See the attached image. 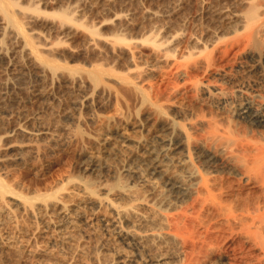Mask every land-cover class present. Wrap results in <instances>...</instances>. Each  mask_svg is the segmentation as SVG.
Masks as SVG:
<instances>
[{"label":"rangeland","instance_id":"374dc122","mask_svg":"<svg viewBox=\"0 0 264 264\" xmlns=\"http://www.w3.org/2000/svg\"><path fill=\"white\" fill-rule=\"evenodd\" d=\"M22 1H24V2L22 3L21 0H19V2H20L19 5L22 6L21 4H23V6H25V0H22ZM28 1H26L28 3V5L26 4L28 9H27V7H25L27 9L26 10L27 13L26 12L24 13V11H23V13L26 16H30V18L33 20L35 18V20L30 21V23L32 22L33 25L30 23L24 24L23 28L25 26L27 27V28L26 27L24 28V30H26L25 32L27 33L28 31L32 30V29H30L27 31V29L32 28V26H33V29H34V27H37L36 29H34V31H38L39 29H41V33H43V34H44L45 30L46 31L48 30L47 32H45L44 36H45V38H47L46 41L48 40V37H49L48 41H49V44H51V46H52V47L51 46H49V47L50 48L54 47L55 49H51V50L49 49L50 53H49V51L44 52L46 54L42 53V59L44 60L42 62L45 63V61L47 60V63H45V64L47 65L50 62L49 63L50 65H48V66H45V64L42 65L41 64L42 62H40V61H39L40 63L38 62V64H37V62H34L33 63L34 65H33L32 62L31 61L29 62V59L27 57H25V53L21 52L24 45H22L23 41L21 39H23V38L22 37L20 38V35L18 38V36H16L17 34L14 32V34H12L11 36L16 34L15 35L16 37L10 38L9 32L12 28L9 26H8V30H6L7 32L5 31L6 33L1 32V34H0V40H2L1 44L4 41L3 42L4 49H2L3 50L2 52H4V55H3V53H1L2 55L0 56V57H2V58H0V170H1L0 176L3 175L1 177L3 179V177H5V175H6L7 178L6 177L4 178L7 180L6 183H8L9 185L11 183L12 184L11 187L14 186L15 187V188L13 187L14 189H16V187H17L16 190L21 189L20 192L22 191L23 193H25V192L27 193V192H29V190L31 191L32 188L34 189L36 187H38V188L42 187L41 190H44L45 187H49V186H53V185L55 186L58 182L61 181V179L65 178L66 175H69V174L72 175L73 174L76 176L78 175L80 178H83L85 176L84 177L85 180L86 181L92 180L91 182H94L93 180H96L95 182H98L97 180L99 178H103L105 176L104 181L102 180L103 181L102 184H104L105 180H108L107 183L105 182V184H104V185L108 186V184L110 185V183H114L116 178L123 176L120 174V171L122 173L124 171V168H126L128 163H129V160H128L129 158L127 159V157L129 155H127V153L124 149L127 148L126 150H128L127 146H129L130 144H132L130 146H134L136 143L135 141H137V139L139 141V140H141V138H143L142 140H144L146 138L145 139L146 141H149V140L151 141L152 140L151 137H156L157 141H158V139H159L158 136H160L161 133L165 132L164 129H162V128L159 129V127H161V123H159V122H162V119H164V117L168 116L174 120V123L176 125H178V127L181 130H182L181 127L183 126L184 127L183 129L188 128L187 129L188 132L185 130L186 133L189 134V131L191 132L189 134V136H191L190 140H192L191 138H193V140L191 142L192 143L194 142L193 145L195 147L190 146V149L193 148L195 150L198 148L197 151L199 152V154H198V152L196 150L195 151L193 149L191 150V151H194L193 152L194 155L192 154L191 157L195 158V156H196V158L193 159V162H194L193 165L194 166H197L199 169L204 171V168L206 169L205 165L210 162V159L208 160L207 157L213 156V158H214L213 164H211V163H209V165L207 164L208 166H207L206 174L210 172V175L208 174L209 180H210V178L214 177V175L217 173L215 176L218 179L216 177H214V179H217L215 181L212 178L213 179L212 181L214 182V184L216 183L214 185L215 193L214 192L213 193L217 194L220 191L221 192L219 193L220 195L218 194V196H216V198L217 199L219 198V199L215 200V202H216L215 208L213 207L215 205V204L213 205L214 202L210 201V199H209L210 197H207L209 204L206 200L207 198H205L206 201L204 200V202L203 201L201 202L202 204H204V208H202L203 205L200 206L201 203L199 204V202H198L200 199L197 201V203L196 202L193 203V201H191L192 198L194 199V193H192V191L190 193L193 194V197L191 196L192 194L189 193L190 196L186 195V197L184 199H182V203L181 202L179 203L180 205L178 204V202L173 204L170 208L172 211H174L173 215H172L171 210H169V215L170 216L172 215V219H173V217L175 219L178 215H181V214H178V212H180V213L182 212L181 209L183 210V209L188 208V210H187L188 212L186 214V219H185L188 231L185 233L179 231V229H177V228L180 224H178V226L176 225V227H175V224H177V223H175V221L177 219L172 221V223L174 222L175 224L169 223L171 225H169L168 223H165L166 220L164 219L163 220L164 225L162 223L163 229H165V230L167 229L168 233L171 232L170 234L173 233V237H174V239H173L172 235H170L171 237L169 236V238H171L172 240L170 239L171 240L170 241V240L166 239L167 243L162 242V241H158L160 244L153 242V245H152L151 244L152 242L148 241L150 243V244L148 243L150 245V247L146 242L145 244H143V247L145 248L143 250L142 246H141L142 248L139 247L140 249L134 245H132V246H134L135 248L129 247L130 244L129 245L125 244L124 241H122L117 236H110V237L106 236L105 237L103 235L102 230L100 232L98 231V233L100 234L99 236H98V233L94 234L96 237L93 234H90L91 237L89 234H87V236L90 238L89 239L88 237H86V234L83 233L84 232L83 229H82L83 231H81L83 234L80 235L81 234V232H80L81 227H79L74 231V233H76L80 238L76 237V235H75V238H77L79 240L81 239L82 236H85L84 238H86V240L84 239V241L80 240L81 242H83V244L80 243L81 247L79 245H76L75 241H74V243L72 242V244H74V245H71L70 244L71 242L67 243V244H63V243L58 242L60 244V246H58L59 244L57 242H55L56 244L53 243L55 245H53V244L51 245V243L45 242L46 239H43L44 238L43 235L41 236V234L38 235V233H37L36 235H38V237L41 236V238H39V240H38V238H36L37 237L36 236L35 237L36 239L33 237L34 240H33V238H31V241L33 240V243H34V241H37V242L40 241L39 244L41 243L40 244L41 246L46 245L48 247V249L46 247L43 248L39 245V247L46 249V250H45V252L42 250L43 255H41V253L38 254L35 252V257L37 256L38 259H36L34 257H33L34 258L33 259L32 258V256H34V255H32L33 254V252H32L33 247L31 248L30 246H26L23 243V242H25L26 239H22V241L23 240L24 241L21 242V244H23V246H25V247L20 246L21 244H19L18 242H20L21 239L19 240L20 237L18 238L16 236L17 238L16 237L14 238L15 243L13 245V249L12 248L9 250L7 249L6 252L4 250H3L4 252H2L0 250V253L3 254V255L0 254V256H3V257H1V259L5 258V257L8 258L7 260H5L6 259L5 258L3 260L4 261L3 263L1 262L2 260L0 259V264H13V262L15 264L16 260H17L16 264L20 263V261H18L21 259V258H19L20 253L18 252V254H16L17 251L22 252V254L20 256V257H22L21 263L24 262L22 264H28L31 261H32V263H29V264H33L34 261H35L34 262V264H35V263H38L37 260L38 261L40 260L39 262H42V259L44 260L45 258H48V257H49V259H47V260H48V262L51 261L50 263H52V261L53 262L55 261V263L57 262L58 264H61V262H64L62 264H67L68 263L67 261H69V263L71 261L72 264H77V263L78 264H99L101 261V263L103 264V262L108 263L109 260H111L110 262L112 263L113 257L115 258L114 259V262H115V260L120 256V254L125 255L127 253L130 254L129 255L130 257L132 255H135V256H132L133 258L131 257L132 261L130 264H133V263L139 264V262H140V264H146V263L147 264H153V262L156 260H157L155 262L156 264L164 263V262H166L165 264H167V263L168 264H179V263L184 264L183 263L184 258H189L191 255H192L191 258L195 255L196 258L195 257H193V258H195L198 261L197 262L198 264L199 263L200 264H264V228L261 227L264 223V209H263L264 208V187L261 184L259 185L258 182H256L257 179L255 180V177L251 178V181L246 180L247 182L245 183V179L247 176L244 175V176H246L244 178L243 174H241L242 172H240V174L242 176L239 174V171H240L239 167H241V166L238 165V162H239L238 160L241 159V156H240L241 152L239 153L238 151L235 150V152L236 153L238 152L237 154H239V155H237L234 152V150L231 149L232 152H234V154H236V155H233V153L227 151L228 146L224 145V146H226V148H225L224 146H221L222 144H220V141L223 144H227L226 141H224L225 140L224 137L227 136L228 134H231V136H233V134L236 137L238 136L237 138L235 136L232 138V140H235V141H237V139H238V141H240V139H239L240 135L242 138V137H244L242 135L250 136V134H252L251 132H247V130L245 129L244 122L241 119L239 121V119L236 117V114L234 113L235 111L233 110V109H235L236 105L240 104L241 102L244 103L245 101L249 100V101H252V103L254 105L260 106L264 100V80H262V78H261V77H264V60L260 61L261 63L260 62L257 63L258 61H256V58L251 59L252 57L248 55V54H250L249 52L264 49V34L262 36H259V38L262 37L261 39L255 38L257 40L259 39L258 41H260L261 44L254 39L256 41L255 43L251 42V43H249L250 45L247 44V45H249L248 46L249 48L246 45V49L248 50V52H246L247 50L245 49L246 50V51H244L245 53L240 51V50L244 49V48L241 49V45H240L241 41L239 43L237 42V44L240 46H238V45L236 46L235 42H234V45L236 48L232 44L233 41H237L236 39L232 40L233 35L235 36L237 34V32H235L236 34H234V33H232V31L234 28L240 27L239 25H241V23L243 22L244 15L246 14L245 11H247L246 8L249 7V5H250L249 2H253V0H240V1L239 0H68V1L67 0H61V1L60 0L59 1H57V0H48V1L44 0V2L47 1L45 3L43 1L41 2V0H38V1L37 0H30V3L33 5H31ZM256 1H258V0H254V3ZM33 2L36 3L35 4L36 6H34ZM37 4H39L38 7H37ZM63 4H65V5H63ZM29 5L33 6V9H36L35 7H37L38 10L37 11L32 10V8H30L31 6H29ZM29 8L33 12H31L29 10ZM19 9H21V11L23 10L22 7ZM39 9L41 12L39 11ZM28 11L31 12V15H32V13H34V11L36 12V13H34L35 15L38 14V12H39L40 16H39V14L36 16H39L40 18H37L34 14H33L34 16L29 15ZM61 11L65 12V14L67 12V14L69 13V15L72 16V17H70L68 15V17L65 18V20L61 19V21H60L61 24L64 22V25L62 24V26H61V24L59 25L60 22H58V24H56L57 20L59 21L60 18H62L61 16L60 17L58 16V14L61 13ZM72 11H73V14H71ZM217 11H218V14H217ZM54 12H55V14L57 12V16L54 14ZM234 12H236V13H234ZM243 12H244V14H243ZM21 13L16 14V17H18V18H19V16H17V15L20 14V18L19 19L17 18L18 20H20L21 18H23L25 16L23 14L24 16L22 15L23 16L22 17ZM235 14L238 16H235ZM230 15H233V16L230 17ZM239 15H240V18H238ZM220 16L223 17L222 20H221ZM224 17H225V21H224ZM227 17H229V19ZM70 18H72V19H70ZM36 19H37V21H36ZM68 19H70V20L68 21ZM218 19L222 22H219ZM253 21L258 22L259 20L254 19ZM224 22H226V23L224 24ZM53 23H55V24H53ZM51 24L54 26L50 27L49 25H51ZM22 25H23V23H22ZM28 25L29 26L31 25V27H29ZM47 27H50V29H52V30H50L49 28L47 29ZM211 27H212L214 33L217 31L215 36L219 37V40H222V42H223L224 41L223 35H225L226 37H224V38H228V39L230 38L231 40L229 39L228 42L230 41V44L233 46L232 51L230 50L231 53L228 52L229 54L226 53L228 56L226 54H224V57H222L223 55H221V53L219 52L220 48H222L221 47L222 44H221V42L217 41V42H219V44H221L220 46H218L219 47L218 54H220L221 56H218V54H217V57H219V59L216 58V60L214 61L216 63V64L214 63V65H216V66L212 65V67H211L212 70L210 68H207L206 65L204 64L205 60H207L208 58L205 59V57L203 58L202 56H199L202 54L201 52H199V48H200V51H202V49L208 50V51H205V50H203V51L208 52V55H209V52L211 49L210 47L212 46L210 44V43H212L210 40H215L217 38L212 34L213 32H212ZM54 28H55V30H54ZM60 28L62 30H59ZM57 29H58V31L56 32ZM216 29H218V30H216ZM13 31L14 30L12 29L11 32H13ZM92 31H94L93 35H92ZM121 31H122V33H121ZM234 31H235V29H234ZM39 32H40V30H39ZM6 35H8L10 40L8 39V37L6 39ZM174 35H176V36H174ZM210 35H211V37H210ZM212 35L214 37H212ZM117 36L118 37L120 36L119 39L117 38ZM4 37H5L6 41L8 40L7 42L5 40H3ZM125 37L127 39H125ZM173 37H174V39H173ZM209 37H210V39H208ZM91 38H93V40ZM166 39H167V42H171V43H168L167 46L165 45L167 47V49H165V46H164V42H165V44H167L166 41H164ZM91 40H92V42H90ZM107 40L109 43L107 42ZM122 40L124 42H122ZM152 40L153 41L157 40V41L154 44V42H152ZM168 40H170V41H168ZM95 41H96V43H98L97 45H96ZM225 41H226V39H225ZM231 41H232V43H231ZM261 41H263V42H261ZM34 42L38 43L36 40ZM112 42L115 45H113ZM131 42H133V43H131ZM91 43L92 44L95 43L96 48H95V45L94 44L91 45ZM102 43H104V44H102ZM203 43H205L204 46L202 45ZM252 43L255 45H252ZM3 44L1 45V47L3 46ZM130 44L131 45L133 44L132 45L133 47ZM195 44H196V46H195ZM256 44L259 45V49L257 47L258 45H256ZM229 45H228V48L230 49L231 45L230 46ZM260 45H263L262 46L263 49ZM157 46H158V48H157ZM250 46L252 48V51L250 49ZM111 47L113 48V50ZM204 47H208V48H204ZM239 47H240V50H238ZM78 48H79V50H78ZM159 48H161L160 51H159ZM168 48H169V50H168ZM190 48L192 49L191 50L192 52H190ZM194 48L197 49L198 52L194 51L195 50ZM229 49H228V51H229ZM57 50H59V51H57ZM116 50H118V51H116ZM153 50H155V51H153ZM156 50H158L159 52H162V50H164L167 53L166 52L165 53H163V52L159 53ZM170 50H171V52H170ZM56 51L58 53H56ZM235 51H237V52H235ZM106 52H107V54H106ZM127 52H129V53H127ZM132 52H133V54H132ZM195 52H197L196 54L197 55L199 54L198 56L203 59V60H200L199 57H196V59L201 61V62H199L197 60L195 62V64H196L195 68L196 69L193 67L194 66V64H193L194 59L192 60V58H190L192 53L196 56ZM119 53H121V54H119ZM168 53L170 54V56H168V58H167L166 56L169 55ZM182 54L183 55L185 54L186 56L185 55L183 56ZM206 54L205 55L203 54V56H206ZM49 55L50 56L54 55L55 58L54 59L52 58L53 60L50 58L51 59L50 60ZM131 55L133 56V58ZM188 55L190 56L189 58H188ZM208 55L206 57H210ZM21 56H22V58H21ZM43 56H46V57L48 56V59L47 58L45 59ZM67 56H68V59L66 58ZM220 57L223 59H221ZM6 58H8V59H6ZM187 58L191 59L190 61H193V62L188 61ZM182 59L186 62H190L193 65L192 70H191V68L189 67V66H191L190 63L185 64V65H188L187 68L189 67V69L191 71L190 70H188L189 72L187 71V69L184 65V61ZM165 60L166 61L168 60V61L166 62ZM115 61H116V64L113 63ZM173 61H177V62L180 61L181 64L177 63V62H173ZM26 62H27V64H26ZM90 62H91V64H90ZM172 62L174 63V65ZM227 62H229V63H227ZM80 64H81V66H80ZM182 64L184 66H181ZM197 64H198L199 68L197 67ZM259 64H260V66L258 67ZM53 65L56 67H58V65L60 66V69L57 68V69H59V72H55V73H58L57 76L55 74L53 75V73H54L53 70L56 69V67H54ZM170 65H173V66L170 67ZM176 65L179 66L180 71L178 69H177L178 71L176 70V68H177V67H175ZM201 65H203V69H202ZM39 66H40V68H39ZM49 66L51 68H54V69L51 70ZM140 67H141V69H139ZM181 67L183 69H181ZM184 67H185V69H184ZM42 68L44 70L43 72L41 70ZM48 68H49V70L47 71ZM110 68H111V70H110ZM63 69H64V71H63ZM93 69H98V72L103 71L102 72L103 74L101 72H99L101 74L100 75L97 72H95L97 74V78L93 79L92 78L93 74H94L93 71H95ZM173 69H175V70H173ZM69 70H71V71H69ZM128 70L129 71L132 70V71L128 72ZM168 70H171V71H168ZM185 70H186V72H185ZM203 70L204 71L207 70L206 73ZM237 70H238V72H237ZM45 71H46V73H45ZM51 71H53V73ZM87 72L88 73L90 72V74L93 73L92 77H91V75L87 74ZM51 73L54 76V78H53L54 82L52 81V78H50ZM171 73H173V74H171ZM80 74H82V75H80ZM76 75L78 76V79L76 78L77 77ZM88 75L90 76V78L88 77ZM99 75L100 76L103 75L102 78ZM182 75L183 76L185 75V76L183 77ZM196 75L198 77H196ZM124 76L125 77L127 76L126 78L129 81L127 79H125ZM70 77H71V82H69ZM84 77H85V79H84ZM139 77H141L142 79ZM79 78H80V80H79ZM91 78L93 79V81H97V82L100 81V82L98 84H95L96 82H93L91 80ZM100 78H101V80H97ZM214 78H215V80H214ZM74 79H76L79 82H81V81L82 82L77 86V84L79 82L77 83ZM186 79H187V82H189L190 84L186 85L187 84ZM190 79H192V82L190 81ZM196 80H198L200 83V84H196L197 88L194 86L195 83L191 84ZM207 81L209 83H207ZM72 82H74L75 85ZM89 82H93V83H89ZM196 83H198V82H196ZM234 83H236V84H234ZM204 84L205 85L210 84L209 85V87H210L209 91L212 92V93H210V95L208 93L209 91H206V89L201 87ZM215 84H217V85H215ZM108 85H110V86H108ZM125 85L127 87H125ZM181 85H182V87H181ZM191 85L194 87L190 88ZM221 85H222V87H221ZM70 86H72V87H70ZM184 86H186V87H184ZM111 88H113L114 90ZM202 89H204V90H202ZM222 90H224V91H222ZM242 90L245 92H243ZM216 91L218 92V98L221 94V96H220L221 99L219 98L220 101H218L217 96H215ZM219 91H220V93H219ZM115 92H116V96H115ZM139 92L143 95H141ZM247 92L249 95L247 94ZM254 92H255V94H254ZM213 93H214V97H216L215 99L213 97ZM109 94H111L112 96ZM211 94H212V96H211ZM251 97H252V100H250ZM204 98H206V99H204ZM256 98L257 99L259 98V99L257 100ZM261 98H262V101H261ZM142 102H143V104H142ZM234 104H236V105H234ZM263 104H264V102H263ZM141 105H143V106H141ZM261 106L263 107V105H261ZM161 109H162V111H161ZM162 116H163V118H161ZM214 119H216V120H214ZM230 119H232V120H230ZM129 122H130V124H129ZM123 123H125V124H123ZM154 123H155V125H156V123H158L156 125V127H155ZM194 123H196V124H194ZM214 123L216 125H214ZM175 124L173 126V130L169 131L171 133V137L168 135V133H169L168 132L166 135H164V136H166L164 138H167L168 136H169V139L172 138L171 140H174V138H173L174 136H175V139L179 138V136H176L175 133H177V135H179V134L181 135V133H180L181 130L179 128H178L179 130L176 129L177 126ZM179 124L180 125L183 124V125L180 126ZM210 124H211V127L209 126ZM212 125H214L215 128ZM175 126H176V128H175ZM207 126H208V128H207ZM236 126L239 128H237ZM106 128H107V130H106ZM210 128H212V129H210ZM23 129L34 130V131L38 130V131H41L42 133H40L41 135L38 136L37 138L34 137L30 142L29 141L30 139L22 133ZM161 129H162V132H161ZM175 129L178 132H176ZM230 129L233 133L230 132ZM213 131H214V133H213ZM173 132H175V133H173ZM120 133L121 134L123 133L124 135H126L128 139L131 138L130 140H127V142H130V144L126 142V144H128L126 147L122 146L120 148V146L114 145L115 146V148H114L112 145L116 144V142L120 144V141L118 138H121L124 136L123 134H122V136H119V135H121ZM156 133L158 134V136H156L157 135ZM206 134H208V135H206ZM254 134H256V133H254ZM111 135H112V137H111ZM87 136H88V138H87ZM107 136H108L107 141L106 140L104 141L103 137H107ZM117 136H119V137L117 138ZM140 136H141V138H140ZM212 136L215 137L216 139H214ZM100 137H101V139H100ZM109 137L111 139L110 142H108ZM161 137H163V134H161ZM196 137H198V138H196ZM206 138H207V140L205 141ZM153 139L154 140H152V141H155V138H153ZM195 140L198 144L195 143ZM26 141L29 143L28 146H30L32 143H34V147L40 146L38 148V149H40L39 152H38V149L37 150L36 149L32 150L33 148L28 149V146H27L28 143L26 144ZM99 141L101 143H99ZM157 141H155V142H157ZM207 141H209V142L207 143ZM217 141H218V144H217ZM17 144H19L20 147L22 145L24 146L25 150H22V151L23 152L25 151V152L24 153L22 152V154L21 153L20 154L27 161L29 160L26 165H17V164L12 165V164H8V163L4 162V161H6L5 160L6 158H9L11 156V154L13 156V154L18 153L17 148H15V146L16 147L18 146ZM116 145H118V144H116ZM196 145H197V147H196ZM227 145H229V144H227ZM26 146H27V148H26ZM5 147H10V148L6 149ZM12 147H14V148H12ZM111 147L115 150L113 151L111 149ZM116 147H118L120 149H118ZM123 147H124V149H123ZM222 148L225 151L220 150ZM116 149H118V152ZM122 149L125 152H123ZM228 150H229V148H228ZM84 151L86 153V156H85ZM121 151L123 152V154L120 153ZM112 152H114V154H111ZM195 152L197 153L198 157H197ZM201 152L203 154H201ZM79 153H82L83 155L79 154ZM115 153L117 155L120 154L122 156L116 157ZM124 153H126L127 157ZM230 153L233 155V157L240 156V158L238 157L239 159L237 160L235 157L232 160L229 158V157H232V155L229 156ZM8 154H9V156H8ZM88 154H90V157L88 156ZM212 154H215V155H212ZM222 154L225 155L226 159H225V157H223L224 155H222ZM199 155H200V157H199ZM226 155H228V158ZM91 156H92V159H94V160L96 159V161L98 159H100V160H98V163H100L99 164V166H100V173H99L100 177L97 176L99 178H96L93 174H90L91 172L83 170V167L85 166V164L92 161ZM94 156H95V158H94ZM220 156H222V157H220ZM2 158H3V160H2ZM198 158H199V160H198ZM205 158L207 159V161H209L206 164H205V162H206ZM201 159H202V161H201ZM221 159H223V160H221ZM235 159L237 161L236 163L238 166H236L235 162L232 163V161H234ZM82 160H83V162H82ZM85 160H86V162H85ZM88 160H90V161H88ZM195 160H197L198 162L195 163ZM99 161H101V162H99ZM203 161H205V162L203 163ZM225 161L230 162L229 165H228V162L226 163ZM211 162H212V160H211ZM104 163L106 164V166ZM126 163H127V165H126ZM200 163L203 165L202 166L203 168H201V166L199 165ZM233 164H235V166ZM6 165H8V166H6ZM101 165H102V167H101ZM113 165L116 169H117V167H119L118 170H115V172H117V173L114 172L117 176L115 174L113 175L114 169H111V167L114 168ZM108 166L110 167V169L108 168ZM103 168H105V170ZM121 168L123 169V171ZM173 168L176 169V165H174L172 167V170H173ZM237 168H239V169H237ZM14 170L16 171L15 173H14ZM106 170L109 172H107ZM110 170H112V171H110ZM10 171H13V173ZM211 171L213 172L214 175L211 174ZM228 171H230L231 173ZM6 172H8L10 175L6 174ZM17 172H20V174L22 176L20 179L14 177L15 176L14 174H18ZM101 173H104L105 175H102ZM11 174H12V176H11ZM89 174H90V176H89ZM122 174H124V172ZM221 174H222V177L220 176ZM237 174H239V175H237ZM211 175H213V176L211 177ZM235 175H237V176H235ZM112 176L113 177L115 176L116 178L114 177L115 179L113 180ZM86 177H89V179L87 180ZM90 177L91 178L93 177L94 179L93 178L90 179ZM124 177H120L121 178L120 180L124 181ZM240 177H243L244 179L240 178ZM75 178H78V177H75ZM221 178H223V179L221 180ZM238 179L240 180L239 181L240 183L238 182ZM241 179H242V181H241ZM196 180H197V178L194 179V181H196ZM218 180L220 182H218ZM99 181H101V180L99 179ZM109 181H110V183H109ZM217 189H218V191H217ZM201 200H202V198H201ZM190 201H191V203H190ZM210 202H212L213 206L210 204ZM205 203L207 204V206ZM229 203H231V204H229ZM245 203H246V205H245ZM176 204H178V205H176ZM190 204H192V205L196 204V205L195 206L193 205L194 208L192 209L189 207ZM218 205H220L221 208H223V209H221V208L219 209ZM243 205L246 206V207L244 206L246 209L249 207L248 209H250V210H248L247 212L250 211L249 214H251V215H249L247 212L243 211V209H244ZM251 205H253V208H251L252 207ZM223 206H226V207H223ZM173 207L176 209V211H175V209H173ZM257 207H260V208H258V210H256ZM229 208H231L232 211ZM236 208H238V209H236ZM177 209L179 211H177ZM253 209L255 210V213L251 212V210H253ZM216 210H217V213H216ZM262 210H263V212H262ZM167 211H166V213H167ZM197 211H199L200 213ZM228 211L230 212V214ZM257 211L259 212L258 213L259 215H258V217L256 216L254 218V220H255V221L253 220L255 222V224H254V222L251 220V217L254 216L253 214H257ZM190 212L192 215H190ZM241 212L243 213L242 214V217H243L242 220L245 218L244 222L246 220V221H248V223L247 222L244 223L243 221L241 223L240 220H239L240 222L238 220H236L237 216L239 217V214ZM194 213H195V216L199 215L198 217H200V218L195 220ZM232 213H234L233 217H231ZM244 213L245 214L247 213V215L245 216ZM202 216H203V218H202ZM226 216L231 217V218H228ZM234 216H235V218H234ZM206 217H207V219H206ZM259 217H261L262 219L261 218L258 219ZM24 219L25 220L27 219L28 223L33 222L31 219H29L27 217H25V218L22 217L23 225H25ZM170 219H171V217H170ZM202 219L205 220V221L204 220L203 221L207 224V226L202 221ZM231 219H232V221H231ZM237 219H240V218H237ZM228 220H230L229 223H227ZM197 221H200V222L202 221V222H201V224H199ZM237 222H239V223H237ZM26 224H27V222H26ZM32 224L30 223L28 225H32ZM165 224H166V226H170V227L166 228ZM209 224H211V225H209ZM239 224H240V226H239ZM243 224H245L246 226ZM250 224H252L251 227H252V229L254 228V230H251ZM28 225H25V226H28ZM190 225H191V227H190ZM201 225H203V226L201 227ZM208 225H209V227H208ZM241 225L244 226V228H243L244 231H241L242 230ZM159 226H158V228H159ZM248 226H249V228H247ZM195 227H197V228H195ZM245 227L247 229H249L250 231L245 230L246 229ZM260 227L262 230L260 229ZM141 228H143V226H141ZM192 228L194 231H192ZM159 229H162V228H159ZM230 229H231V231H230ZM174 230H176L177 232ZM206 230H208V231H206ZM234 230H235V232H233ZM236 230H238V231H236ZM198 231H199V233H198ZM256 231H260L261 233L257 232V234H256ZM162 232H163V230H162ZM164 232H166V231H164ZM188 232H190V233H188ZM200 233H201V235H200ZM181 234H182V236H181ZM188 234H189V236H188ZM190 235H192V236H190ZM198 236H199V239L197 241ZM179 237L183 238V239L178 241ZM204 237H205V240L203 239ZM87 238H88V241L89 240H91V241L88 242ZM106 238H108V239H106ZM40 239H43L44 244L42 243V241ZM99 239H101V240L99 241ZM185 239H187L185 241L187 245L186 244L182 245V243H183L182 241ZM207 239H208V241H206ZM194 240L197 241L199 244L197 242H195ZM204 241H206V242L204 243ZM208 242H210V243H208ZM16 243H18L17 244V246L19 247V248L17 247L18 250L14 249L16 247ZM45 243H47V244H45ZM122 244H124V245H122ZM154 244H156V247ZM166 244H167V247H166ZM193 244H194V247H193ZM100 245H102V246H100ZM69 246H71V247H69ZM77 246H79L78 248L80 250L79 249L77 250V248H76V251H75L74 248ZM20 247H22V251L20 250L21 249ZM29 247H30L29 252L30 253L32 252L31 254H29V252H28ZM137 248H138V250H142V251H138ZM48 250H50V251H48ZM119 250L120 251L123 250L124 252L123 251L120 252ZM201 250H203V251H201ZM9 251L10 252L14 251L13 253H11L12 255H14L15 252H16L15 255H19L18 257H15V255H14V257L16 259L13 262H12L13 259L10 260V257L11 258H14V257H12V255L9 253ZM126 251H127V253H125ZM7 252L9 254H7ZM115 252H116L117 257H115L116 255L113 256V254ZM118 252H120V253H118ZM198 252H200V253H198ZM205 252H206V254H205ZM44 253H45L46 257L44 255ZM178 253L180 255H178ZM193 253H194V255H193ZM48 254H51L52 257L51 256L47 257ZM55 254L57 256H59L60 258L59 257L57 258V256H54ZM95 254L96 255L99 254V256H96ZM118 254H119V256H118ZM151 254L154 255V257L151 256ZM165 254L168 256V257H165L167 259L163 258V256H166ZM8 255H9V257H8ZM22 255L24 256L25 260L28 263L25 260L23 261L24 258ZM28 255H30V256H28ZM40 255L43 256V258ZM102 255L104 257H102ZM139 256H141V257H139ZM155 256H157L158 259H160V257L162 256L161 262L157 258H156V260H154ZM27 257H28V259H30V261L27 260ZM29 257H31L34 261ZM93 257H96V258L98 257V258L97 259L94 258L96 260H93ZM108 257L109 258L111 257L112 259L111 258L109 259ZM135 257H136V259H135ZM40 258H42V259H40ZM53 258H54V260H53ZM168 258H169V260H168ZM181 258H183V259H181ZM88 259H90V260H88ZM98 259H99V261H97ZM150 259H151V261H150ZM152 259H153V262H152ZM61 260H67V261H61ZM105 260H107V261H105ZM200 260H201V262H200ZM202 260H204V261L202 262ZM58 261H60V262H58ZM158 261H159V263H157ZM44 262H45V260H44ZM110 262H109V264H111Z\"/></svg>","mask_w":264,"mask_h":264},{"label":"bare ground","instance_id":"6f19581e","mask_svg":"<svg viewBox=\"0 0 264 264\" xmlns=\"http://www.w3.org/2000/svg\"><path fill=\"white\" fill-rule=\"evenodd\" d=\"M26 1H28V0H25V6H23V4H21L22 6H20L19 4H20V2H19V0H0V34H1V32L3 33V32H5L6 30H8V26L9 27H11L14 31L13 32H11V30H10V38H14V37H16V36H18V38H19V35H20V38L22 37L23 39H21L22 41H23V44L22 45H24L23 46V49L21 50V52L22 53H25V57H27L28 59H29V62L31 61L32 62V64L34 63V62H37V64H38V62L40 61V62H42V61H44L43 59H42V53L43 54H46V53H44V52H47V51H49V49L51 50V49H55L54 47L53 48H50L49 46H51V44H49V37H48V42L46 41V39L47 38H45V36H44V34H45V32H47L45 29V32H44V34L43 33H41V29H39L40 30V32H39V30L38 31H34V29H36L37 27H34V29H33V26H32V28H29V29H27V31L28 30H30V29H32V30H30V31H28L27 33L25 32L26 30H24V28L26 27H24L23 28V26H24V24H29L30 23V21H34L35 20V18H34V20L33 19H31L30 18V16H26L24 13L26 12L27 13V9H28V7H27V5H28V3L26 2ZM38 1V0H37ZM44 2V0H41V2ZM48 1V0H47ZM47 1H45V2H47ZM57 1H59V0H57ZM61 1V0H60ZM68 1V0H67ZM240 1V0H239ZM21 2L23 3L24 1H22L21 0ZM29 3H30V0L28 1ZM44 2V3H45ZM54 2V1H53ZM70 2V1H69ZM34 3V2H33ZM39 3V2H38ZM250 3V5H249V7H247L246 9H247V11H245L246 12V14L244 15V18H243V22L241 23V25H239L240 27H236V28H234L235 29V31H234V29H233V31H232V33H234V34H236L235 32H237V34L234 36L233 34V37H232V40H237V41H233V43H232V41H231V43L234 45V42H235V45L237 46L238 44H237V42L239 43L240 41V45H241V49H243V50H240V47H239V49L238 50H240V51H242V52H244V51H246L247 49H246V45L247 44H249V43H251V42H253V43H255L256 41H258L259 39H261L262 37H260L259 38V36H262L263 34H264V0H258V1H256L255 3H254V0H253V2H249ZM27 4V5H26ZM31 4V3H30ZM36 3H34V6H36L35 5ZM248 4V3H247ZM31 5H33V4H31ZM31 5H29V6H31ZM62 5V4H61ZM63 5H65V4H63ZM244 5V4H243ZM39 6V4H37V7ZM45 6V5H44ZM48 6V5H47ZM221 6V5H220ZM22 7V11H21V9H19V8H21ZM25 7H27V9L25 8ZM37 7H35L36 9H33V6H31L30 8H32V10H38L37 9ZM75 7V6H74ZM225 7V6H224ZM233 7V6H232ZM231 7V8H232ZM25 8V9H24ZM30 8H29V10H30ZM73 9V8H72ZM71 9V10H72ZM32 10H30L31 12H33ZM216 10V9H215ZM230 10V9H229ZM23 11H24V13H23ZM39 11H40V9H39ZM63 11V10H62ZM61 11V13H59L58 14V16L60 17H62V18H60V20L58 21L57 20V22H56V24H58V22H60L61 21V19H63V20H65V18H67L68 17V15H69V13L67 14V12H66V14H65V12H62ZM221 11V10H220ZM22 12V13H21ZM31 12H29L28 11V13H29V15H31ZM41 12V11H40ZM222 12V11H221ZM242 12V11H241ZM18 13H21V16L23 17V18H21L20 20H18L19 18H20V14L19 15H17V16H19V18L18 17H16V14H18ZM34 13H36L35 11H34ZM34 13H32V15L34 14ZM48 13V12H47ZM151 13V12H150ZM165 13V12H164ZM231 13V12H230ZM234 13H236V12H234ZM233 13V14H234ZM38 14H39V12H38ZM38 14H36V15H38ZM54 14H55V12H54ZM71 14H73V11H72V13ZM217 14H218V11H217ZM225 14V13H224ZM223 14V15H224ZM227 14V13H226ZM229 14V13H228ZM232 14V13H231ZM243 14H244V12H243ZM28 15V14H27ZM31 15V16H32ZM35 15V14H34ZM33 15V16H34ZM35 15V16H36ZM56 16H57V12H56V14H55ZM67 15V16H66ZM152 15V14H151ZM155 15V14H154ZM39 16H40V14H39ZM39 16H36L37 18H40ZM70 16V15H69ZM156 16V15H155ZM229 16V15H228ZM231 16H233V15H230V17ZM235 16H238V15H236L235 14ZM70 17H72V16H70ZM18 18V19H17ZM220 18H221V20L223 19V17L222 16H220ZM228 19H229V17H227ZM226 18V19H227ZM233 18V17H232ZM237 18V17H236ZM235 18V19H236ZM238 18H240V15H239V17ZM24 21H23V20ZM70 19H72V18H70ZM70 19H68V21L70 20ZM254 19H258L259 21L256 23L255 21H253ZM43 20V19H42ZM62 20V21H63ZM67 20V19H66ZM74 20V19H73ZM36 21H37V19H36ZM115 21V20H114ZM218 21L219 22H222V21H220L219 19H218ZM224 21H225V17H224ZM253 21V22H252ZM218 22V23H219ZM22 23H23V25H22ZM34 23V22H33ZM217 23V22H216ZM226 22H224V24H225ZM228 23V22H227ZM256 23V24H255ZM30 24H32V22L30 23ZM36 24V23H35ZM34 24V25H35ZM47 24V23H46ZM53 24H55V23H53ZM61 24V22L59 23V25ZM63 25H64V22L62 23ZM62 24H61V26H62ZM33 25V24H32ZM48 25V24H47ZM58 25V26H59ZM113 25V24H112ZM29 26V25H28ZM36 26V25H35ZM50 27H52V26H54V25H49ZM57 26V25H56ZM29 27H31V25L29 26ZM50 27H47V29L49 28L50 29ZM120 27V26H119ZM27 28V27H26ZM59 28V27H58ZM62 28V27H61ZM59 29V30H62V29ZM114 28V27H113ZM218 28V27H217ZM239 28V29H238ZM96 29V28H95ZM211 29H212V27H211ZM238 29V30H237ZM24 30V31H23ZM43 30V31H44ZM50 30H52V29H50ZM54 30H55V28H54ZM93 30V29H92ZM118 30V29H117ZM121 30V29H120ZM216 30H218V29H216ZM58 31V29L56 30V32ZM116 31V30H115ZM209 31V30H208ZM7 32V31H6ZM5 32V33H6ZM14 32L17 34H15V35H13V36H11L12 34H14ZM73 32V31H72ZM114 32V31H113ZM213 32V33H212ZM212 34L215 36L216 35V33H217V31L214 33V31H213V29H212ZM225 32V31H224ZM49 33V32H48ZM121 33H122V31H121ZM219 33V32H218ZM62 34V33H61ZM67 34V33H66ZM94 34V31H92V35ZM97 34V33H96ZM100 34V33H99ZM220 34V33H219ZM22 35V36H21ZM212 35V37H214ZM218 35V34H217ZM2 36V35H1ZM50 36V35H49ZM59 36V35H58ZM96 36V35H95ZM174 36H176V35H174ZM208 36V35H207ZM224 37H226L225 35H223ZM222 36V37H223ZM237 36V37H236ZM7 37H8V35H6V39H7ZM47 37V36H46ZM55 37V36H54ZM120 37V36H119ZM119 37L117 36V38L119 39ZM164 37V36H163ZM169 37V36H168ZM210 37H211V35H210ZM210 37L208 38V39H210ZM215 37H217V36H215ZM223 37V42H222V40H219V37H217L215 40H210L212 43H210L212 46L210 47L211 49H210V52H209V55H208V52H204L203 50H205V49H202V51H200V48H199V52H201L202 54L201 55H199V56H202L203 58L205 57V59L206 58H208L207 60H205V65H206V67L207 68H210L211 69V67H212V65L213 66H216V65H214V61L216 60V58L217 59H219V57H217V54H218V50H219V47L218 46H220L221 44V47L222 48H220V53H221V55H223L222 57H224V54H229L228 52H230V50L232 51V45L230 44V41L228 42V40L230 39H228V38H224ZM236 37V38H235ZM10 38L8 37V39L10 40ZM97 38V37H96ZM110 38V37H109ZM234 38V39H233ZM255 38H259L258 40L257 39H255ZM6 39H5V37H4V39L3 40H5L6 41ZM16 39V38H15ZM52 39V38H51ZM92 40H93V38H91ZM116 39V38H115ZM114 39V40H115ZM125 39H127L126 37H125ZM149 39V38H148ZM156 39V38H155ZM168 39V38H167ZM167 39L166 40H164V41H166V43L167 44H165V42H164V46L166 45H168V43H171V42H167ZM173 39H174V37H173ZM225 39H226V41H225ZM256 41H255V40ZM20 40V41H21ZM37 41L38 43H35L34 41ZM92 40L90 41V42H92ZM97 40V39H96ZM109 40V39H108ZM108 40H107V42H108ZM121 40V39H120ZM172 40V39H171ZM231 40V39H230ZM239 40V41H238ZM1 41L2 40H0V56L2 55L1 53H3V55H4V52H2L3 50L2 49H4V44H3V42H2V44H3V46L1 47ZM8 41V40H7ZM6 41V42H7ZM100 41V40H99ZM111 41V40H110ZM118 41V40H117ZM157 40H155V41H153L152 40V42H154V44H155V42H156ZM168 41H170V40H168ZM217 41H219V42H221V44H219V42H217ZM16 42V41H15ZM52 42V41H51ZM59 42V41H58ZM64 42V41H63ZM98 42V41H97ZM103 42V41H102ZM122 42H124L123 40H122ZM143 42V41H142ZM207 42V41H206ZM259 43H260V41H258ZM261 42H263V41H261ZM95 43H96V41H95ZM95 43H93L94 45H95ZM109 43V42H108ZM113 43V42H112ZM111 43V44H112ZM121 43V42H120ZM131 43H133V42H131ZM196 43V42H195ZM246 43V44H245ZM252 43V45H255V44H253ZM92 43H91V45H93ZM98 43H96V45H97ZM102 44H104V43H102ZM118 44V43H117ZM163 44V43H162ZM219 44V45H218ZM231 45V47H230V49L228 48V45ZM245 44V45H244ZM261 44V43H260ZM11 45V44H10ZM21 45V44H20ZM87 45V44H86ZM96 45H95V48H96ZM113 45H115L114 43H113ZM126 45V44H125ZM131 45V44H130ZM133 45V44H132ZM131 45V46H132ZM143 45V44H142ZM203 46L205 45V43H203L202 44ZM229 45V46H230ZM235 45H234V47H235ZM240 45H238V46H240ZM250 45V44H249ZM249 45H247V47L249 46ZM256 45H258V44H256ZM6 46V45H5ZM13 46V45H12ZM11 46V47H12ZM18 46V45H17ZM54 46V45H53ZM119 46V45H118ZM160 46V45H159ZM165 46V49H167V47ZM195 46H196V44H195ZM245 46V47H244ZM261 47L263 46V45H260ZM52 47V46H51ZM86 47V46H85ZM89 47V46H88ZM123 47V46H122ZM133 47V46H132ZM138 47V46H137ZM193 47V46H192ZM191 47V48H192ZM258 47V49H259V45L257 46ZM21 48V47H20ZM104 48V47H103ZM112 48V47H111ZM120 48V47H119ZM140 48V47H139ZM157 48H158V46H157ZM190 48V52H192L191 49ZM196 48V47H195ZM194 48V49H195ZM204 48H208V47H204ZM236 48V47H235ZM249 48V47H248ZM255 48V47H254ZM253 48V49H254ZM160 49L161 48H159V51H160ZM164 49V50H165ZM171 49V48H170ZM228 49H229V51H228ZM246 49V50H245ZM250 49H251V51H252V48H251V46H250ZM249 49V50H250ZM261 49V48H260ZM262 49H263V47H262ZM78 50H79V48H78ZM103 50V49H102ZM112 50H113V48H112ZM164 50H162V52L163 53H165L166 51H164ZM168 50H169V48H168ZM188 50V49H187ZM264 50V49H263ZM263 50H256V51H252V52H249L250 54H248L249 56H251L252 58L251 59H253V58H256V61H258L257 63H259L260 61H262V60H264V51ZM53 51V50H52ZM57 51H59V50H57ZM56 51V53H58ZM116 51H118V50H116ZM137 51V50H136ZM153 51H155V50H153ZM152 51V52H153ZM157 52H159L158 50H156ZM194 51H197V49H195ZM205 51H208V50H205ZM10 52V51H9ZM54 52V51H53ZM52 52V53H53ZM73 52V51H72ZM134 52V51H133ZM133 52H132V54H133ZM162 52H159V53H162ZM170 52H171V50H170ZM187 52V51H186ZM189 52V51H188ZM189 52V53H190ZM198 52V51H197ZM197 52H195V54L197 53ZM235 52H237V51H235ZM239 52V51H238ZM246 52H248V50L246 51ZM49 53H50V51H49ZM127 53H129V52H127ZM167 53V52H166ZM207 53V54H206ZM231 53V52H230ZM240 53V52H239ZM245 53V52H244ZM54 54V53H53ZM106 54H107V52H106ZM113 54V53H112ZM119 54H121V53H119ZM137 54V53H136ZM169 54V53H168ZM186 54V53H185ZM184 54V55H185ZM191 54V53H190ZM189 54V55H190ZM203 54L205 55L206 54V56L208 55V56H210V57H206V56H203ZM226 54V55H227ZM235 54V53H234ZM233 54V55H234ZM8 55V54H7ZM6 55V56H7ZM48 55V54H47ZM58 55V54H57ZM56 55V56H57ZM60 55V54H59ZM123 55V54H122ZM129 55V54H128ZM183 55V54H182ZM181 55V56H182ZM183 55V56H184ZM187 55V54H186ZM185 55V56H186ZM188 55V58L190 57ZM193 55V56H192ZM192 55H191V57L190 58H192V60L194 61H190L191 59H188V61H190V62H193V64H194V66L190 63V62H186V61H184L183 59V61H184V65L185 64H189L190 63V65L191 66H189L190 68H191V70H192V66L195 68V62L198 60V59H196V57H199L197 54H196V56L192 53ZM220 54H218V56H221ZM236 55V54H235ZM50 56V55H49ZM132 56V55H131ZM142 56V55H141ZM162 56V55H161ZM165 56V55H164ZM168 56H170V54L169 55H167L166 57L168 58ZM228 56V55H227ZM4 57V56H3ZM45 59L47 58L48 59V56L46 57V56H43ZM104 57V56H103ZM121 57V56H120ZM226 57V56H225ZM233 57V56H232ZM0 58H2V57H0ZM21 58H22V56H21ZM54 59L55 58V56L53 55V56H50L49 57V59ZM67 59H68V56L66 57ZM108 58V57H107ZM112 58V57H111ZM132 58H133V56H132ZM160 58V57H159ZM165 58V57H164ZM181 58V57H180ZM179 58V59H180ZM200 58V60H203L201 57H199ZM221 58V57H220ZM6 59H8V58H6ZM25 59V58H24ZM50 59V60H51ZM52 59V60H53ZM63 59V58H62ZM116 59V58H115ZM114 59V60H115ZM136 59V58H135ZM162 59V58H161ZM221 59H223V58H221ZM49 60V61H50ZM56 60V59H55ZM54 60V61H55ZM58 60V59H57ZM85 60V59H84ZM110 60V59H109ZM131 60V59H130ZM177 60V59H176ZM9 61V60H8ZM23 61V60H22ZM48 61V62H49ZM65 61V60H64ZM89 61V60H88ZM117 61V60H116ZM116 61L115 62H113V63H115L116 64ZM166 61V60H165ZM168 61V60H167ZM166 61V62H167ZM181 61V60H180ZM180 61L179 62H177V61H173V62H177V63H180ZM182 61V62H183ZM199 61V60H198ZM39 62V63H40ZM86 62V61H85ZM172 62V63H173ZM199 62H201V61H199ZM203 62V61H202ZM45 63H47V60L45 61ZM45 63H41L42 65L43 64H45ZM50 63V62H49ZM45 64V66H48V65H50V64ZM56 63V62H55ZM122 63V62H121ZM165 63V62H164ZM171 63V64H172ZM227 63H229V62H227ZM232 63V62H231ZM261 63V62H260ZM26 64H27V62H26ZM30 64V63H29ZM28 64V65H29ZM52 64V63H51ZM58 64V63H57ZM86 64V63H85ZM90 64H91V62H90ZM128 64V63H127ZM138 64V63H137ZM181 64V63H180ZM179 64V65H180ZM216 64V63H215ZM34 65V64H33ZM55 65V64H54ZM53 65V66H54ZM83 65V64H82ZM173 65H174V63H173ZM173 65H170V67L171 66H173ZM178 65V64H177ZM175 66V67H177L176 68V70L178 69H180L179 68V66ZM183 64L181 65V66H184ZM211 65V66H210ZM26 66V65H25ZM41 66V65H40ZM40 66H39V68H40ZM80 66H81V64H80ZM134 66V65H133ZM136 66V65H135ZM139 66V65H138ZM169 66V65H168ZM187 66L188 65H185V67H186V69H187V71L188 70H190L189 69V67L187 68ZM210 66V67H209ZM225 66V65H224ZM260 66V64L258 65V67ZM38 67V66H37ZM50 67V66H49ZM54 67H56V66H54ZM85 67V66H84ZM137 67V66H136ZM185 67H184V69H185ZM197 67H198V64H197ZM201 67H202V69H203V65H201ZM226 67V66H225ZM35 68V67H34ZM57 68H59L60 69V66L58 65V67H56V69ZM94 68V67H93ZM96 68V67H95ZM193 68V69H194ZM199 68V67H198ZM230 68V67H229ZM257 68V67H256ZM50 69L52 70V69H54V68H51L50 67ZM54 69L53 71H54V73H53V71H51L52 73H53V75L55 74L56 76L58 75V73H55V72H59V69ZM62 69V68H61ZM100 69V68H99ZM131 69V68H130ZM139 69H141V67L139 68ZM181 69H183L182 67H181ZM196 69V68H195ZM201 69V70H202ZM209 69V70H210ZM218 69V68H217ZM17 70V69H16ZM25 70V69H24ZM42 70V72L44 71L43 70V68L41 69ZM49 70V68L47 69V71ZM67 70V69H66ZM93 70H95V71H93V73H91L90 74V72L88 73L87 72V74H89V75H91V77H92V74H93V79H95V78H97V74L95 73V72H97L98 74H100L99 72H103V71H99L98 72V69H93ZM101 70V69H100ZM110 70H111V68H110ZM133 70V69H132ZM131 70V71H132ZM173 70H175V69H173ZM177 70V71H178ZM190 70V71H191ZM208 70V71H209ZM212 70V69H211ZM260 70V69H259ZM63 71H64V69H63ZM69 71H71V70H69ZM131 71H129L128 70V72H131ZM134 71V70H133ZM136 71V70H135ZM168 71H171V70H168ZM167 71V72H168ZM180 71V70H179ZM204 71V70H203ZM206 71L207 70H205L204 72L206 73ZM245 71V70H244ZM61 72V71H60ZM68 72V71H67ZM77 72V71H76ZM79 72V71H78ZM184 72V71H183ZM185 72H186V70H185ZM189 72V71H188ZM199 72V71H198ZM203 72V73H204ZM237 72H238V70H237ZM45 73H46V71H45ZM52 73H51V77L50 78H52V81H53V78H54V76L52 75ZM65 73V72H64ZM86 73V72H85ZM170 73V72H169ZM44 74V73H43ZM68 74V73H67ZM77 74V73H76ZM103 74V73H102ZM113 74V73H112ZM139 74V73H138ZM171 74H173V73H171ZM202 74V73H201ZM208 74V73H207ZM21 75V74H20ZM24 75V74H23ZM39 75V74H38ZM37 75V76H38ZM78 75V74H77ZM76 75V76H77ZM80 75H82V74H80ZM79 75V76H80ZM86 75V74H85ZM88 75V77L90 78V76ZM101 75V74H100ZM99 75V76H100ZM189 75V74H188ZM198 75V74H197ZM196 75V77H198ZM53 76V77H52ZM55 76V77H56ZM103 76V75H102ZM102 76H100L101 78H102ZM129 76V75H128ZM131 76V75H130ZM139 76V75H138ZM183 76V75H182ZM185 76V75H184ZM183 76V77H184ZM62 77V76H61ZM69 77V76H68ZM72 77V76H71ZM71 77H70V80H69V82H71ZM125 77V76H124ZM127 77V76H126ZM125 77V79H127ZM195 77V78H196ZM257 77V76H256ZM77 79H78V76L76 77ZM91 78V80L93 81V79ZM101 78L100 79H97V80H101ZM123 78V77H122ZM131 78V77H130ZM139 78H141V77H139ZM203 78V77H202ZM241 78V77H240ZM262 78V80H264V77H261ZM57 79V78H56ZM84 79H85V77H84ZM142 79V78H141ZM200 79V78H199ZM235 79V78H234ZM250 79V78H249ZM252 79V78H251ZM51 80V79H50ZM67 80V79H66ZM77 83L79 82V81H77L76 79H74ZM73 80V81H74ZM79 80H80V78H79ZM90 80V81H91ZM108 80V79H107ZM121 80V79H120ZM128 80V79H127ZM214 80H215V78H214ZM51 81V82H52ZM74 81V82H75ZM86 81V80H85ZM129 81V80H128ZM137 81V80H136ZM139 81V80H138ZM190 81L192 82V79H190ZM203 81V80H202ZM209 81V80H208ZM207 81V83H209ZM242 81V80H241ZM54 82V81H53ZM59 82V81H58ZM74 82H72V83H74ZM75 82V83H76ZM82 82V81H81ZM81 82H79L78 84H77V86L81 83ZM93 82H96L95 84H98L100 81H93ZM93 82H89V83H93ZM107 82V81H106ZM185 82V81H184ZM186 82H187V79H186ZM185 82V83H186ZM196 82H198V83H196ZM254 82V81H253ZM71 83V84H72ZM75 83H74V85H75ZM195 83V84H194ZM226 83V82H225ZM94 84V85H95ZM115 84V83H114ZM124 84V83H123ZM184 84V83H183ZM188 84H190L189 82H187V84L186 85H188ZM191 84H194V86L196 87V84H200L199 83V81L198 80H196V81H194L193 83H191ZM212 84V83H211ZM220 84V83H219ZM234 84H236V83H234ZM101 85V84H100ZM116 85V84H115ZM210 85V84H209ZM209 85H203V86H201L202 88H204V89H206V91H209ZM215 85H217V84H215ZM73 86V85H72ZM72 86H70V87H72ZM108 86H110V85H108ZM119 86V85H118ZM117 86V87H118ZM194 86H190V88L192 87H194ZM116 87V88H117ZM122 87V86H121ZM125 87H127L126 85H125ZM181 87H182V85H181ZM184 87H186V86H184ZM221 87H222V85H221ZM226 87V86H225ZM114 88V87H113ZM113 88H111V89H113ZM129 88V87H128ZM197 88V87H196ZM115 89V88H114ZM113 89V90H114ZM137 89V88H136ZM204 89H202V90H204ZM215 89V88H214ZM234 89V88H233ZM240 89V88H239ZM262 89V88H261ZM37 90V89H36ZM196 90V89H195ZM232 90V89H231ZM258 90V89H257ZM77 91V90H76ZM110 91V90H109ZM118 91V90H117ZM201 91V90H200ZM222 91H224V90H222ZM243 91V90H242ZM112 92V91H111ZM199 92V91H198ZM243 92H245V91H243ZM89 93V92H88ZM121 93V92H120ZM140 93V92H139ZM195 93V92H194ZM201 93V92H200ZM207 93V92H206ZM209 93V95H210V93H212L211 91H209L208 92ZM219 93H220V91H219ZM226 93V92H225ZM99 94V93H98ZM141 94V93H140ZM149 94V93H148ZM147 94V95H148ZM215 96H217V98H218V92L216 91L215 92ZM247 94H248V92H247ZM254 94H255V92H254ZM89 95V94H88ZM109 95H111V94H109ZM141 95H143V94H141ZM207 95V94H206ZM236 95V94H235ZM238 95V94H237ZM242 95V94H241ZM249 95V94H248ZM83 96V95H82ZM93 96V95H92ZM112 96V95H111ZM115 96H116V92H115ZM211 96H212V94H211ZM220 96H221V94H220ZM219 96V98L221 99V97ZM224 96V95H223ZM222 96V97H223ZM88 97V96H87ZM139 97V96H138ZM160 97V96H159ZM213 97H214V93H213ZM116 98V97H115ZM216 97H214V99H215ZM219 98L217 99L218 101H220L219 100ZM255 98V97H254ZM263 98V97H262ZM262 98H261V101H262ZM164 99V98H163ZM204 99H206V98H204ZM224 99V98H223ZM233 99V98H232ZM231 99V100H232ZM248 99V98H247ZM257 99V98H256ZM259 99V98H258ZM257 99V100H258ZM250 100H252V97H251V99ZM146 101V100H145ZM212 101V100H211ZM224 101V100H223ZM263 102H264V100H263ZM263 102H262V104L261 105H263V107L260 105V106H256V105H254L253 103H252V101H249V100H247V101H245L244 103H240V104H234V105H236V107H235V109H233L235 112V114H236V117L239 119V121H240V119L244 122V124H245V129L247 130V132H251L252 134H250V136H245V135H242V136H244V137H242L241 138V135H240V141H238V139H237V141H235V140H232V138L235 136L234 134H233V136H231V134H228L227 136H225L224 137V141H226V143L227 144H229V145H227V144H223V143H221V141H220V144H222L221 146H224V145H226V146H228V148H229V150H228V148H227V151H229V152H231V153H233V155H236L238 152L240 153L241 152V159H239L240 158V156H235L236 157V159L240 162H238V165L239 166H241V167H239L240 168V171H239V174H240V172H242L241 174H243V176L244 175H246V176H244V178L246 177V179H245V183L247 182L246 180H249V181H251V178H254L255 177V180L257 179V181L256 182H258L259 183V185L261 184L263 187H264V104H263ZM216 103V102H215ZM142 104H143V102H142ZM146 104V103H145ZM233 105V106H234ZM259 105V104H258ZM141 106H143V105H141ZM163 107V106H162ZM216 107V106H215ZM147 108V107H146ZM152 110V109H151ZM168 110V109H167ZM161 111H162V109H161ZM231 111V110H230ZM157 112V111H156ZM160 112V111H159ZM169 112V111H168ZM170 113V112H169ZM162 114V113H161ZM233 114V113H232ZM126 115V114H125ZM124 115V116H125ZM167 115V114H166ZM150 116V115H149ZM147 117V116H146ZM159 117V116H158ZM126 118V117H125ZM151 118V117H150ZM161 118H163V116L161 117ZM124 119V118H123ZM127 119V118H126ZM237 119V120H238ZM130 120V119H129ZM160 120V119H159ZM214 120H216V119H214ZM230 120H232V119H230ZM138 121V120H137ZM141 121V120H140ZM144 121V120H143ZM158 122V121H157ZM134 123V122H133ZM159 123H161V127H159V129L160 128H162V129H164L165 130V132L164 133H161L162 132V129H161V134H163V137H161V134H160V136H158V134L156 135V136H158L159 137V139H158V141H157V138L156 137H151L152 138V140H154L153 138H155V141H157V142H155V141H146L145 139V141L144 140H142L143 138H141V136H140V138H141V140H139L138 141V139H137V141H135L134 143H135V145L134 146H130V145H132V144H130V142H127V140H130V139H128L127 138V136L126 135H124L123 133V137H121V138H118L119 136H122V134L121 135H119V136H117V138L119 139V141H120V144L119 143H117L116 141V144H118V145H116V144H113L112 146L115 148V146H120V148L122 147V146H127L128 144H126V142L127 143H129L130 145L129 146H127L128 147V150H126V149H124V147H123V149L126 151V153H127V155H129L128 157H127V155H126V153H124L125 155H126V157H127V159L129 160V163H128V165H127V163H126V165H127V167L126 168H124V171H123V169H122V171L124 172V174H122L121 173V171H120V174L121 175H123V176H120V177H124V181H121L120 179V177L119 178H116L115 176V178L117 179H115L113 176V180L115 179V182L114 183H110V181H109V183H110V185L108 184V186H106V185H104L105 184V182L107 183V181L108 180H105V182H104V184H102L103 183V181H104V177L103 178H99L100 177V166H99V164L100 163H98V160H100V159H98L97 161H96V159L94 160V159H92V156H91V159H92V161H90V160H88V161H90V162H88V163H86L85 164V166L83 167V170H85V171H89V172H91L90 174H93L96 178H99L101 181H99V179L97 180L98 182H95L96 180H93L94 182H91V181H89L88 179H89V177H86L87 178V180L88 181H86L85 180V176L83 177V178H80L78 175L76 176V175H71V174H69V175H66L65 176V178H63V179H61V181L60 182H58L55 186L53 185V186H49V187H45L44 188V190H41L42 189V187L40 188H38V187H36V188H32L31 189V191L29 190V192H25L23 189V191L25 192V193H23L22 191L20 192V190L21 189H18V190H16L17 189V187H16V189H14L13 187H11V183H10V185L8 184V183H6V179H4L5 177H6V175H5V177H3V179L5 180H3L1 177L3 176H0V250L2 251V252H6L7 251V249L9 250V249H13V245H14V243H15V237L17 236L18 238H19V240L21 239V241L20 242H18L19 244H21V242H23L22 241V239H26L25 240V242H23L26 246H30L31 248L33 247V249H32V252H33V254L32 255H34V256H32V258L34 257V258H36V259H38V257L36 256L35 257V252L36 253H41V255H43L42 253H43V251L45 252V250L46 249H43V248H47L48 249V247L45 245V246H41L40 244H39V242L40 241H34V243H33V240H34V238L36 237V238H38V240H39V238H41V236L43 235V239H46V241L45 242H47V243H51V245L53 244V243H55V242H60V243H63V244H67V243H70L71 245H74V244H72V242L74 243V241H75V243H76V245H79L80 246V243H82L83 244V242H81L80 240H83L84 241V239L86 240V238H84L85 236H82L81 237V239L79 240V239H77V238H75V235H76V237H79L76 233H74V231L77 229V228H79V227H81V230H80V232L81 231H83L84 230V232L83 233H85L86 234V237H88L87 236V234H95V233H98V231L100 232L101 230L103 231V235L106 237V236H117L118 238H120L122 241H124V243L125 244H127V245H129V247H132V248H135L134 246H137L138 248L140 247V248H142L143 247V244H145L146 242H147V244L149 243L148 241H150V242H152L151 244L153 245V242L154 243H159L158 241H162V242H166L167 240L166 239H168V240H170L171 238H169V236L170 235H172V237H173V233L172 234H170L171 232H167L168 230L166 229H163V227H162V223L164 222L163 220L165 219L166 221H165V223H171V224H175V223H177V224H175V227H176V225L178 226V224H180L179 226H178V228L177 229H179V231H181V232H183V233H185V232H187L188 231V228H187V226H186V222H185V219H186V214H187V210H188V208H186V209H181V213L180 212H178V214H181V215H178L175 219H174V217H173V219H172V215H173V212L174 211H172L170 208H171V206L173 205V204H175V203H177L178 202V204L181 202L182 203V199H184L185 197H186V195L188 196H190V194H192V193H194V199L192 198L193 197V194L191 195L192 197V200L191 201H193V203L194 202H196L197 203V201L199 202V204L203 201L204 202V200H205V198H207V197H210L209 199H210V201H212V202H214L213 203V205L216 203L215 202V200L217 199L216 198V196H218V194L221 192L220 190V192L219 193H217V194H214L215 193V191H214V185L216 184H214V182L212 181L213 179H214V177H216L215 175L217 174H213V172L211 171V174H213L214 175V177H212L213 175H211V177L213 178H210V180H209V175H210V172L209 173H207L206 174V171H207V166L209 165V163H211V164H213V156H210V157H207L205 154V156L207 157V159L209 160L210 159V162L209 161H207V159H206V162L205 161H203V163L205 162V164L207 163V162H209V163H207L205 166H206V169L204 168V171L203 170H201V169H199L197 166H194L193 165V159H195L196 158V156H195V158H193V157H191V155L193 154L194 155V151L196 150L197 151V149H193L194 151H191L192 149H190V146H194L193 145V143L191 142L192 140H193V138H191L192 140H190V137L191 136H189V134L191 133L190 131H189V134L188 133H186V131H187V129H183L184 127L182 126V125H180V126H182L181 128H182V130L178 127V125H176L175 123H174V120L172 119V118H170V117H164V119H162V122H159ZM177 123V122H176ZM180 123V122H179ZM233 123V122H232ZM241 123V122H240ZM123 124H125V123H123ZM129 124H130V122H129ZM158 123H156V125H157ZM174 124L177 126V128H176V126H175V128L176 129H180L181 130V135L179 134V135H177V133H175V132H173V133H175L176 134V136H179V138L178 139H175V136L173 137L174 138V140H171V139H169V136L171 137V133L169 132V131H172L173 130V126H174ZM194 124H196V123H194ZM134 125V124H133ZM154 125H155V123H154ZM156 125H155V127H156ZM214 125H216L215 123H214ZM214 125H212V126H214ZM104 126V125H103ZM135 126V125H134ZM159 126V125H158ZM210 127H211V124L209 125ZM150 127V126H149ZM154 127V128H155ZM187 127V126H186ZM237 127V126H236ZM110 128V127H109ZM207 128H208V126H207ZM214 128H215V126H214ZM218 128V127H217ZM237 128H239V127H237ZM153 129V128H152ZM176 129H175V131H176ZM178 129V130H179ZM210 129H212V128H210ZM233 129V128H232ZM106 130H107V128H106ZM156 130V129H155ZM186 130V131H185ZM208 130V129H207ZM239 130V129H238ZM131 131V130H130ZM149 131V130H148ZM20 132V131H19ZM142 132V131H141ZM169 132V133H168ZM176 132H178V131H176ZM188 132V131H187ZM209 132V131H208ZM217 132V131H216ZM228 132V131H227ZM226 132V133H227ZM230 132H232L231 131V129H230ZM239 132V131H238ZM22 133L26 136V137H28L29 139V141L31 142V140L34 138V137H38V136H40L41 134L40 133H42L41 131H38V130H36V131H34V130H25V129H23L22 130ZM44 133V132H43ZM152 133V132H151ZM168 133V137L167 138H164V137H166V136H164V135H166ZM213 133H214V131H213ZM233 133V132H232ZM254 133H256V134H254ZM145 134V133H144ZM174 134V135H175ZM244 134V133H243ZM246 134V133H245ZM74 135V134H73ZM206 135H208V134H206ZM51 136V135H50ZM77 136V135H76ZM91 136V135H90ZM196 136V135H195ZM203 136V135H202ZM217 136V135H216ZM42 137V136H41ZM111 137H112V135H111ZM116 137V136H115ZM213 137V136H212ZM218 137V136H217ZM236 137V136H235ZM238 137V136H237ZM236 137V138H237ZM40 138V137H39ZM86 138V137H85ZM87 138H88V136H87ZM91 138V137H90ZM104 138V141L106 140L107 141V139H108V136L107 137H103ZM196 138H198V137H196ZM214 139H216L215 137H213ZM223 138V137H222ZM27 139V138H26ZM83 139V138H82ZM100 139H101V137H100ZM202 139V138H201ZM210 139V138H209ZM27 140V141H28ZM110 137H109V141L108 142H110ZM116 140V139H115ZM133 140V139H132ZM148 140V139H147ZM190 140V141H189ZM207 140V138L205 139V141ZM211 140V139H210ZM21 141V140H20ZM19 141V142H20ZM26 141V144L28 143ZM83 141V140H82ZM101 141V140H100ZM99 141V143H101ZM103 141V142H104ZM190 142V143H189ZM209 141H207V143H208ZM90 143V142H89ZM105 143V142H104ZM103 143V144H104ZM114 143V142H113ZM195 143H197L196 142V140H195ZM216 143V142H215ZM225 143V142H224ZM198 144V143H197ZM217 144H218V141H217ZM18 146L16 147L15 146V148H17V152L18 153H16V154H13V156H12V154H11V156L9 157V158H6L5 160L6 161H4V162H6V163H8V164H17V165H26L27 164V162L29 161H27L24 157H22V150H25L24 149V146L22 147H20L19 146V144H17ZM29 145V143L27 144V146ZM115 145V146H114ZM216 145V144H215ZM12 146V145H11ZM10 146V147H11ZM14 146V145H13ZM27 146H26V148H27ZM220 146V145H219ZM218 146V147H219ZM220 146V147H221ZM226 146H224L225 148H226ZM231 146V147H230ZM10 147H5L6 149L7 148H10ZM40 147V146H39ZM38 146L36 147H34V143H32L30 146H28V149L29 148H33L32 150H34V149H38L39 148ZM195 147V146H194ZM196 147H197V145H196ZM199 147V146H198ZM217 147V148H218ZM223 147V148H224ZM12 148H14V147H12ZM109 148V147H108ZM116 148H118V147H116ZM120 148H118V149H120ZM216 148V147H215ZM220 149V150H224V149ZM87 149V148H86ZM91 149V148H90ZM110 149V148H109ZM111 149L114 151L115 149H113L112 147H111ZM118 149H116L117 150V152H118ZM122 149V150H123ZM209 149V148H208ZM234 150V152H235V150L236 151H238L236 154H234V152H232V150ZM39 150L40 149H38V152H39ZM104 150V149H103ZM123 150V152H125ZM219 150V151H220ZM226 150V149H225ZM224 150V151H225ZM16 151V150H15ZM106 151V150H105ZM110 151V150H109ZM128 151V152H127ZM201 151V150H200ZM217 151V150H216ZM25 152V151H24ZM23 152V153H24ZM36 152V151H35ZM87 152V151H86ZM94 152V151H93ZM100 152V151H99ZM123 152L121 151L120 153L121 154H123ZM192 152V153H191ZM198 152V151H197ZM207 152V151H206ZM228 152V153H229ZM21 153V154H20ZM37 153V152H36ZM83 153V152H82ZM82 153H79V154H82ZM84 153H85V151H84ZM196 153V152H195ZM214 153V152H213ZM225 153V152H224ZM227 153V152H226ZM229 154V156L230 155H232V154ZM102 154V153H101ZM111 154H114V152H112ZM116 154V153H115ZM119 154V153H118ZM198 154H199V152H198ZM201 154H203L202 152H201ZM200 154V155H201ZM207 154V153H206ZM217 154V153H216ZM28 155V154H27ZM26 155V156H27ZM30 155V154H29ZM83 155V154H82ZM98 155V154H97ZM196 155H197V153H196ZM200 155H199V157H200ZM210 155V154H209ZM208 155V156H209ZM212 155H215V154H212ZM218 155V154H217ZM221 155V154H220ZM222 155H224V154H222ZM233 155H232V157H233ZM237 155H239V154H237ZM4 156V155H3ZM8 156H9V154H8ZM85 156H86V153H85ZM88 156L90 157V154H88ZM87 156V157H88ZM118 156H122V155H117L116 154V157H118ZM202 156V155H201ZM227 156V158H228V155H226ZM30 157V156H29ZM197 157H198V155H197ZM220 157H222V156H220ZM223 157H225V155L223 156ZM229 157L230 159H234L235 157ZM239 157V158H238ZM94 158H95V156H94ZM123 158V157H122ZM121 158V159H122ZM126 159V158H125ZM124 159V160H125ZM126 159V160H127ZM204 159V158H203ZM225 159H226V157H225ZM236 159L234 160V161H232V163L233 162H235V164H236V166H238L237 165V161H236ZM2 160H3V158H2ZM198 160H199V158H198ZM211 160H212V162H211ZM221 160H223V159H221ZM228 160V159H227ZM201 161H202V159H201ZM229 161V160H228ZM228 161H225L226 163L228 162ZM31 162V161H30ZM82 162H83V160H82ZM85 162H86V160H85ZM99 162H101V161H99ZM105 162V161H104ZM111 162V161H110ZM198 161L197 160H195V163H197ZM35 163V162H34ZM106 163V162H105ZM104 163V164H105ZM109 163V162H108ZM229 163L230 162H228V165H229ZM231 163V164H232ZM45 164V163H44ZM123 164V163H122ZM215 164V163H214ZM219 164V163H218ZM225 164V163H224ZM235 164H233L234 166H235ZM241 164V165H240ZM121 165V164H120ZM125 165V166H126ZM174 165H176V169H174L173 168V170H172V167L174 166ZM200 166H201V168H203L202 166V164L200 163L199 164ZM6 166H8V165H6ZM32 166V165H31ZM104 166V165H103ZM105 166H106V164H105ZM199 166V167H200ZM215 166V165H214ZM220 166V165H219ZM101 167H102V165H101ZM113 167H114V165H113ZM24 168V167H23ZM106 168V167H105ZM105 168H103L104 170H105ZM108 168L110 169V167L108 166ZM225 168V167H224ZM239 168H237V169H239ZM111 169H114V171H113V175L115 174V173H117V172H115V170H118L119 169V167H117V169L114 167V168H112L111 167ZM215 170V169H214ZM221 170V169H220ZM219 170V171H220ZM226 170V169H225ZM242 170V171H241ZM1 171V170H0ZM19 171V170H18ZM74 171V170H73ZM102 171V170H101ZM107 171V170H106ZM110 171H112V170H110ZM217 171V170H216ZM10 172H12L13 173V171H10ZM16 171L14 170V173H15ZM84 172V171H83ZM107 172H109V171H107ZM115 172V173H114ZM228 172H230V171H228ZM18 174H14L13 176L14 177H16V178H18V179H20L22 176H21V174H20V172H17ZM226 173V172H225ZM231 173V172H230ZM6 174H9L8 172H6ZM88 174V173H87ZM90 174H89V176H90ZM102 175H105L104 173H101ZM209 174V175H208ZM229 174V173H228ZM239 174H237V175H239ZM240 174V175H241ZM10 175V174H9ZM24 175V174H23ZM116 175V174H115ZM119 175V174H118ZM208 175V176H207ZM237 175H235V176H237ZM8 176V175H7ZM11 176H12V174H11ZM97 176H99V177H97ZM117 176V175H116ZM221 177H222V174L220 175ZM233 176V175H232ZM242 176V175H241ZM9 177V176H8ZM75 177H78V178H75ZM239 177V176H238ZM7 178V177H6ZM93 178V177H92ZM91 177H90V179H92ZM107 178V177H106ZM197 178V180L196 181H194V179H196ZM217 178V177H216ZM240 178H243V177H240ZM243 178V179H244ZM17 179V180H18ZM94 179V178H93ZM218 179V178H217ZM217 179H214L215 181L217 180ZM220 179V178H219ZM223 178H221V180H222ZM13 180V179H12ZM11 180V181H12ZM22 180V179H21ZM103 180V181H102ZM253 180V179H252ZM254 180V181H255ZM16 181V180H15ZM240 180L238 179V182H239ZM241 181H242V179H241ZM25 182V181H24ZM218 182H220L219 180H218ZM223 182V181H222ZM14 183V182H13ZM18 183V182H17ZM35 183V182H34ZM240 183V182H239ZM55 184V183H54ZM250 184V183H249ZM24 185V184H23ZM30 185V184H29ZM219 185V184H218ZM227 185V184H226ZM239 185V184H238ZM18 186V185H17ZM21 188V187H20ZM26 188V187H25ZM31 188V187H30ZM29 188V189H30ZM216 188V187H215ZM220 189V188H219ZM243 189V188H242ZM192 191V193H190ZM217 191H218V189H217ZM242 191V190H241ZM214 192V193H213ZM190 193V194H189ZM229 193V192H228ZM226 194V193H225ZM220 195V194H219ZM241 196V195H240ZM233 197V196H232ZM237 197V196H236ZM201 198H202V200H201ZM221 198V197H220ZM248 198V197H247ZM219 199V198H218ZM217 199V200H218ZM237 199V198H236ZM207 200V202H208V204H209V201H208V198L206 199ZM205 200V201H206ZM247 200V199H246ZM191 201H190V203H191ZM237 201V200H236ZM212 202H210V204L212 205ZM222 202V201H221ZM220 202V203H221ZM249 202V201H248ZM260 202V201H259ZM228 203V202H227ZM178 204H176V205H178ZM186 204V203H185ZM206 204V203H205ZM224 204V203H223ZM229 204H231V203H229ZM248 204V203H247ZM252 204V203H251ZM261 204V203H260ZM180 205V204H179ZM183 205V204H182ZM194 206L196 205V204H193ZM193 205L192 204H190L189 205V207L190 208H194L193 207ZM201 205H203V207L202 208H204V204H200V206ZM212 205V206H213ZM245 205H246V203H245ZM245 205H243V207L245 206ZM254 205V204H253ZM253 205H251L252 207L251 208H253ZM199 206V207H200ZM206 206H207V204H206ZM219 206V209L221 208V206L220 205H218ZM217 206V207H218ZM260 206V205H259ZM175 207V206H174ZM173 207V209H175ZM180 207V206H179ZM183 207V206H182ZM185 207V206H184ZM214 208L216 207V204L213 206ZM223 207H226V206H223ZM246 207V206H245ZM244 207V209H243V211L244 212H247L248 210H250V209H246ZM256 207V206H255ZM198 208V207H197ZM201 208V207H200ZM207 208V207H206ZM258 208H260V207H257V209L256 210H258ZM191 209V210H192ZM218 209V210H219ZM221 209H223V208H221ZM230 210H231V208H229ZM236 209H238V208H236ZM264 209V208H263ZM168 210V211H167ZM169 210H171V212H172V215L170 216L169 215ZM201 210V209H200ZM228 210V209H227ZM229 210V211H230ZM166 211H167V213H166ZM175 211H176V209H175ZM177 211H179L178 209H177ZM203 211V210H202ZM201 211V212H202ZM228 211V212H229ZM232 211V210H231ZM230 211V212H231ZM242 211V212H243ZM197 212H199V211H197ZM220 212V211H219ZM230 212H229V214H230ZM240 213L239 214V217L237 216V218H240V219H237L236 218V220H240L241 221V223H242V221L244 222V219L242 220V214L243 213ZM251 212H253V213H255V210L253 209V210H251ZM262 212H263V210H262ZM200 213V212H199ZM198 213V214H199ZM216 213H217V210H216ZM221 213V212H220ZM248 214L250 213V211L249 212H247ZM247 213L245 214V216L247 215ZM259 212L257 211V214H253L254 216H252L251 217V220L253 221L254 220V218L257 216L258 217V214ZM189 214V213H188ZM211 214V213H210ZM214 214V213H213ZM233 214L234 213H232V215H231V217H233ZM190 215H192L191 214V212H190ZM223 215V214H222ZM227 215V214H226ZM241 215V216H240ZM249 215H251V214H249ZM199 215H196L195 216V213H194V217H195V220L196 219H198V218H200V217H198ZM262 216V215H261ZM22 217H27V218H29V219H31L33 222H30L32 225H28V224H30V223H28V221H27V219L25 220L24 219V224L25 225H28V226H25V225H23V220H22ZM165 217V218H164ZM170 217H171V219H170ZM192 217V216H191ZM226 217H228V216H226ZM231 217H228V218H231ZM190 218V217H189ZM188 218V219H189ZM193 218V217H192ZM202 218H203V216H202ZM234 218H235V216H234ZM261 217H259L258 219H260ZM21 219V220H20ZM177 219V220H176ZM187 219V220H188ZM206 219H207V217H206ZM247 219V218H246ZM262 219V218H261ZM30 220V221H31ZM174 220H176L175 221V223L173 222L172 223V221H174ZM204 219H202V221H203ZM211 220V219H210ZM235 220V219H234ZM248 220V219H247ZM201 221V222H202ZM205 221V220H204ZM203 221V222H204ZM229 221L230 220H228V222L227 223H229ZM231 221H232V219H231ZM239 221V222H240ZM255 221V220H254ZM253 221V222H254ZM26 222H27V224H26ZM190 222V221H189ZM199 224H201V222L200 221H197ZM208 222V221H207ZM211 222V221H210ZM239 222H237V223H239ZM245 222H247L248 223V221H246L245 220ZM244 222V223H245ZM258 222V221H257ZM191 223V222H190ZM189 223V224H190ZM205 223V222H204ZM231 223V222H230ZM240 223V224H241ZM252 223V222H251ZM263 223V222H262ZM171 224H169V225H171ZM203 224V223H202ZM206 224V223H205ZM240 224H239V226H240ZM254 224H255V222H254ZM259 224V223H258ZM157 225V226H156ZM160 225V226H159ZM163 225H164V223H163ZM188 225V224H187ZM197 225V224H196ZM209 225H211V224H209ZM209 225H208V227H209ZM238 225V224H237ZM243 225H245V224H243ZM243 225H241L242 227H241V231H244V226ZM249 225V224H248ZM141 226H143V228H141ZM145 226V227H144ZM158 226H159V228H162V229H159L158 228ZM165 226H166V224H165ZM164 226V227H165ZM173 226V225H172ZM203 225H201V227H202ZM206 226H207V224H206ZM246 226V225H245ZM252 226V224H250V227ZM256 226V225H255ZM258 226V225H257ZM168 227H170V226H166V228H168ZM190 227H191V225H190ZM199 227V226H198ZM205 227V226H204ZM212 227V226H211ZM238 227V226H237ZM259 227V226H258ZM262 228H264V223H263V225L261 226ZM261 227H260V229H261ZM195 228H197V227H195ZM206 228V227H205ZM204 228V229H205ZM231 228V227H230ZM246 228V227H245ZM247 228H249V226L247 227ZM245 229V230H249V229ZM83 229V230H82ZM176 229V228H175ZM210 229V228H209ZM229 229V228H228ZM240 229V228H239ZM258 229V228H257ZM162 230H163V232H162ZM172 230V229H171ZM251 230H254V228L252 229V227H251ZM262 230V229H261ZM164 231H166V232H164ZM174 231H176V230H174ZM178 231V232H179ZM192 231H194L193 230V228H192ZM206 231H208V230H206ZM230 231H231V229H230ZM236 231H238V230H236ZM250 231V230H249ZM177 232V231H176ZM180 232V233H181ZM233 232H235V230L233 231ZM257 232H260V231H256V234H257ZM38 233V235H40L41 234V236H39L38 237V235H36ZM78 233V232H77ZM82 232H81V234L80 235H82L83 234ZM179 233V234H180ZM188 233H190V232H188ZM198 233H199V231H198ZM205 233V232H204ZM248 233V232H247ZM255 233V232H254ZM261 233V232H260ZM177 234V233H176ZM197 234V233H196ZM208 234V233H207ZM233 234V233H232ZM255 234V235H256ZM259 234V233H258ZM100 234L98 233V236H99ZM184 235V234H183ZM186 235V234H185ZM200 235H201V233H200ZM199 235V236H200ZM205 235V234H204ZM203 235V236H204ZM95 236V235H94ZM93 236V237H94ZM180 236V235H179ZM181 236H182V234H181ZM188 236H189V234H188ZM190 236H192V235H190ZM199 236H198V238H197V241H198V239H199ZM16 237V238H17ZM25 237V238H24ZM34 237V238H33ZM90 237H91V235H90ZM92 237V238H93ZM96 237V236H95ZM171 237V236H170ZM178 237V236H177ZM186 237V236H185ZM31 238H33V240L31 241ZM35 238V239H36ZM80 238V237H79ZM89 238V237H88ZM88 238H87V241H88ZM176 238V237H175ZM43 239H40L41 241H42V243H43ZM90 239V238H89ZM102 239V238H101ZM101 239H99V241L101 240ZM106 239H108V238H106ZM173 239H174V237H173ZM177 239V238H176ZM181 239H183V238H180L179 237V240L178 241H180ZM190 239V238H189ZM204 240H205V237L203 238ZM202 239V240H203ZM18 240V241H19ZM110 240V239H109ZM172 240V239H171ZM170 240V241H171ZM187 239H185V240H183L182 242V245H184V244H186V241ZM201 240V239H200ZM17 241V240H16ZM89 241H91V240H89ZM88 241V242H89ZM157 241V242H156ZM195 241V240H194ZM193 241V242H194ZM197 241H195V242H197ZM206 241H208V239L206 240ZM206 241H204V243L206 242ZM96 242V241H95ZM103 242V241H102ZM118 242V241H117ZM174 242V241H173ZM18 243H16V247L14 248V249H17L18 250V246H17V244ZM47 243H45V244H47ZM97 243V242H96ZM167 243V242H166ZM169 243V242H168ZM198 243V242H197ZM208 243H210V242H208ZM44 244V243H43ZM56 244V243H55ZM55 244H53V245H55ZM59 244V243H58ZM81 244V245H82ZM101 244V243H100ZM103 244V243H102ZM116 244V243H115ZM150 244V243H149ZM148 244V245H149ZM160 244V243H159ZM179 244V243H178ZM199 244V243H198ZM202 244V243H201ZM39 245L41 246V247H43V248H41V247H39ZM75 245V246H76ZM85 245V244H84ZM104 245V244H103ZM122 245H124V244H122ZM132 245H134V246H132ZM155 245V247H156V244H154ZM170 245V244H169ZM180 245V244H179ZM187 245V244H186ZM206 245V244H205ZM20 246H22V247H25V246H23V244H21ZM57 246V245H56ZM58 246H60V244L58 245ZM67 246V245H66ZM79 246H77V247H75L74 249H75V251H76V248H77V250L79 249L78 247ZM100 246H102V245H100ZM142 246V247H141ZM159 246V245H158ZM162 246V245H161ZM203 246V245H202ZM201 246V247H202ZM18 247V248H17ZM22 247H20L21 249V251H22ZM30 247H29V250H28V252L30 251ZM64 247V246H63ZM69 247H71V246H69ZM81 247V246H80ZM97 247V246H96ZM99 247V246H98ZM120 247V246H119ZM126 247V246H125ZM146 247V246H145ZM148 247V246H147ZM149 247H150V245H149ZM152 247V246H151ZM165 247V246H164ZM163 247V248H164ZM166 247H167V244H166ZM184 247V246H183ZM193 247H194V244H193ZM197 247V246H196ZM27 248V247H26ZM131 248V249H132ZM138 248H137V250H138ZM139 248V249H140ZM198 248V247H197ZM207 248V247H206ZM68 249V248H67ZM66 249V250H67ZM71 249V248H70ZM91 249V248H90ZM128 249V248H127ZM143 250L145 249L144 247L142 248ZM147 249V248H146ZM159 249V248H158ZM179 249V248H178ZM177 249V250H178ZM199 249V248H198ZM208 249V248H207ZM206 249V250H207ZM4 250V251H3ZM43 250V251H42ZM53 250V249H52ZM56 250V249H55ZM65 250V251H66ZM80 250V249H79ZM99 250V249H98ZM106 250V249H105ZM109 250V249H108ZM150 250V249H149ZM204 250V249H203ZM203 250H201V251H203ZM48 251H50V250H48ZM63 251V250H62ZM82 251V250H81ZM96 251V250H95ZM94 251V252H95ZM118 251V250H117ZM116 251V252H117ZM120 251V250H119ZM123 250H121L120 252H122ZM138 251H142V250H138ZM14 251H9V253L11 254V253H13ZM18 252L20 253V256H21V254H22V252H20V251H17V253L16 254H18ZM31 252V253H32ZM47 252V251H46ZM52 252V251H51ZM50 252V253H51ZM92 252V251H91ZM109 252V251H108ZM112 252V251H111ZM110 252V253H111ZM116 252L113 254V256L114 255H116ZM120 252H118V253H120ZM124 252V251H123ZM131 252V251H130ZM133 252V251H132ZM147 252V251H146ZM157 252V251H156ZM168 252V251H167ZM181 252V251H180ZM195 252V251H194ZM8 252H7V254H9ZM15 253H14V255H15ZM30 252H29V254H31ZM54 253V252H53ZM59 253V252H58ZM63 253V252H62ZM86 253V252H85ZM100 253V252H99ZM125 253H127V251L125 252ZM124 253V254H125ZM134 253V252H133ZM150 253V252H149ZM186 253V252H185ZM192 253V252H191ZM197 253V252H196ZM198 253H200V252H198ZM1 254V253H0ZM52 254V253H51ZM51 254H48L47 255V257L48 256H51L52 257V255ZM57 254V253H56ZM54 255V256H57V255ZM87 254V253H86ZM91 254V253H90ZM123 254V253H122ZM167 254V253H166ZM165 254V255H166ZM205 254H206V252H205ZM1 255H3V254H1ZM12 255V254H11ZM10 255V256H11ZM14 255H12V257H14ZM40 255V256H41ZM44 255H45V253H44ZM72 255V254H71ZM96 255V254H95ZM130 254L129 253H127V254H125V255H121L120 254V256H119V254H118V258L115 260V262H114V257H113V264H130L131 263V257L132 256H135V255H132L131 257L129 256ZM143 255V254H142ZM149 255V254H148ZM162 255V254H161ZM178 255H180L179 253H178ZM193 255H194V253H193ZM19 255H15V257H18ZM19 256V258H21L22 259V257H20ZM23 256V255H22ZM27 256V255H26ZM28 256H30V255H28ZM53 256V257H54ZM96 256H99V254L98 255H96ZM151 256H153L154 257V255H152L151 254ZM158 256V255H157ZM157 256H155V258H154V260H156V258H157ZM190 256V255H189ZM192 256V255H191ZM191 256L189 257V258H184V261H183V263L184 264H198L197 262V260L195 259L196 257H195V255L193 256V257H195V258H191ZM197 256V255H196ZM210 256V255H209ZM1 257H3V256H0V259H1ZM5 257V256H4ZM8 257H9V255H8ZM11 258L10 257V260L11 259H13L12 260V262L13 261H15V259L16 258ZM42 258H43V256H41ZM45 257H46V255H45ZM44 257V258H45ZM59 256H57V258H58ZM102 257H104L103 255H102ZM106 257V256H105ZM115 257H117V255L115 256ZM139 257H141V256H139ZM160 257V256H159ZM162 257V256H161ZM160 257V259H158V260H160V262H161V260H162V258ZM165 257H168L167 255L166 256H163V258L164 259H167V258H165ZM200 257V256H199ZM6 258V257H5ZM5 258H3V259H1L2 261V263L4 262L3 260L5 259ZM23 258H24V256H23ZM29 258H31V257H29ZM31 258V259H32ZM33 258V259H34ZM42 258H40V259H42ZM60 258V257H59ZM87 258V257H86ZM85 258V259H86ZM92 258V257H91ZM90 258V259H91ZM94 258H96V257H93V260H96V259H94ZM109 258V257H108ZM111 258V257H110ZM109 258V259H110ZM133 258V257H132ZM146 258V257H145ZM201 258V257H200ZM206 258V257H205ZM8 258H6L5 260H7ZM18 259V258H17ZM18 260V261H20V263H21V261L22 260ZM32 259V260H33ZM35 259V260H36ZM47 259H49V257L48 258H45L44 260H45V262H44V260L42 259V262H39L38 260H37V262L38 263H35V264H56L55 263V261L53 262L52 261V263H50V262H48V260ZM90 259H88V260H90ZM100 259V258H99ZM99 259L97 260V261H99ZM112 259V258H111ZM135 259H136V257H135ZM142 259V258H141ZM179 259V258H178ZM181 259H183V258H181ZM202 259V258H201ZM25 260V258L23 259V261ZM27 260L28 261H30V259H28V257H27ZM47 260V261H46ZM53 260H54V258H53ZM56 260V259H55ZM58 260V259H57ZM145 260V259H144ZM168 260H169V258H168ZM167 260V261H168ZM180 260V259H179ZM178 260V261H179ZM9 261V260H8ZM26 261V260H25ZM34 261V260H33ZM61 261H67V260H61ZM105 261H107V260H105ZM111 260H109V262H110ZM150 261H151V259H150ZM157 261V260H156ZM156 261H154L153 262V259H152V262H153V264H156L155 262ZM164 261V260H163ZM204 260H202V262H203ZM16 262H17V260L15 261V264H16ZM27 262V261H26ZM35 262V261H34ZM34 262H33V264H34ZM47 262V263H46ZM58 262H60V261H58ZM68 263L67 264H70L71 263V261H70V263H69V261H67ZM77 262V261H76ZM109 262L107 263H105V262H103V264L105 263V264H109ZM180 262V261H179ZM200 262H201V260H200ZM20 263H18V264H20ZM22 263H24V262H22ZM21 263V264H22ZM28 263V262H27ZM29 263H32V261L31 262H29ZM28 263V264H29ZM62 263H64V262H61V264ZM66 263V262H65ZM100 263H101V261H100ZM99 263V264H100ZM111 263V262H110ZM111 263V264H112ZM133 263V262H132ZM142 263V262H141ZM157 263H159V261L157 262ZM166 262H164V263H159V264H165ZM205 263V262H204ZM13 264H14V262H13ZM58 264V263H57ZM72 264V263H71ZM78 264V263H77ZM102 264V263H101ZM134 264V263H133ZM139 264H140V262H139ZM147 264V263H146ZM168 264V263H167ZM179 264H181V263H179ZM200 264V263H199Z\"/></svg>","mask_w":264,"mask_h":264}]
</instances>
